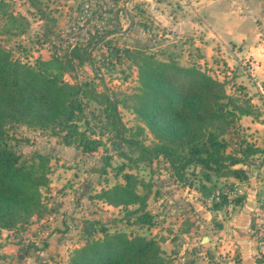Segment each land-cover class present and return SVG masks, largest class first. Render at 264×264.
Returning <instances> with one entry per match:
<instances>
[{"label": "rangeland", "instance_id": "374dc122", "mask_svg": "<svg viewBox=\"0 0 264 264\" xmlns=\"http://www.w3.org/2000/svg\"><path fill=\"white\" fill-rule=\"evenodd\" d=\"M0 1V45L30 64L51 55L70 59L60 78L78 86L81 105L74 112L78 132L71 143L63 142V132L46 127L17 122L8 128L16 152L47 156L49 181L39 188L45 208L38 217L0 227V264H69L73 249L102 236L95 230L86 236L89 221L109 232L157 239L167 264H264V76L249 74L250 64H240L242 54L233 68L226 66V47H239L230 41L217 39L212 50L193 44L204 43L209 28L218 36L235 30L244 40L242 49L264 46V0H233L245 10L238 17L226 11L225 3L214 5L212 23H177L187 11L181 4L199 0ZM82 49L81 60L72 55ZM136 51L168 65L195 66L223 80L225 91L239 102L250 99L253 114L219 122L224 151L244 157L229 166L238 175L191 164L179 178L164 156L152 154L158 139L134 109L141 94ZM111 101L120 121L116 125ZM216 123L207 127L218 131ZM79 132L97 139L96 148L83 151L76 144ZM246 146L259 150L244 154ZM122 172L149 188L144 206L149 224L136 222L135 203L111 205L96 197L101 188L123 182ZM204 189H210L209 196ZM237 195L241 200L235 203Z\"/></svg>", "mask_w": 264, "mask_h": 264}, {"label": "trees", "instance_id": "16d2710c", "mask_svg": "<svg viewBox=\"0 0 264 264\" xmlns=\"http://www.w3.org/2000/svg\"><path fill=\"white\" fill-rule=\"evenodd\" d=\"M1 3L0 10H3ZM4 14L13 19L11 14ZM83 54L84 49L72 53L79 60ZM135 56L139 57L137 68L141 94L140 103L134 109L158 139L152 147V154L164 156L179 178L191 164L220 172L226 168L238 175L240 171L229 166L243 161L244 157L224 151L226 141L218 136L219 122L227 124L237 115L253 114L254 105L249 103L250 99L246 97V103L239 102L225 91L223 80L195 66H179L173 62L168 65L141 51H136ZM70 65V59L64 61L57 55L37 58L34 64H30L12 58L10 52L0 45V227L21 224L32 215L38 217L45 208L39 188L49 181L47 156L38 151L28 155L16 152L9 144L8 128L13 123L25 122L46 127L54 133L63 132L64 143L75 140L72 136L78 131L74 112L81 110L77 100L78 86L60 78V72ZM84 84L88 83L85 81ZM108 106L113 124H119L114 101L108 102ZM214 121L218 131L207 127ZM78 134L76 144L83 151L96 148L97 139L82 132ZM139 149L142 154L146 153L143 145ZM257 150L246 146L242 153L251 154ZM122 178L123 182L101 188L96 197L111 205L135 203L139 210L136 222L149 224L151 215L144 209L149 188L128 172H122ZM203 194L209 196L210 189H204ZM219 194L226 202V195ZM240 200L237 195L235 203ZM91 222L84 227L86 236L94 230L102 236L86 239L73 249L69 264H167L157 239L141 234L128 236L121 231L109 232L103 225L92 227Z\"/></svg>", "mask_w": 264, "mask_h": 264}, {"label": "crops", "instance_id": "0c3cea01", "mask_svg": "<svg viewBox=\"0 0 264 264\" xmlns=\"http://www.w3.org/2000/svg\"><path fill=\"white\" fill-rule=\"evenodd\" d=\"M225 3V9L229 12V14H234L237 17L242 16L245 13V10L242 12L241 6H236V4H233V0H199L196 1H185L181 4L183 6V9H187L185 14L183 16L178 17L177 23H212L210 22V11L211 8L215 5H221ZM187 6L189 8H187ZM247 5H244L246 8ZM182 9V10H183ZM190 11V17L186 15ZM195 13V18L192 14ZM212 16V14H211ZM207 27V26H206ZM210 27V26H209ZM206 35H203V41L204 43H198L197 40H194V45L201 46V50L203 47L208 48V50H212V46L214 45V42H216L217 39L230 41L232 44H235L234 46L238 48L232 47L227 48V54L225 57H223V60L226 64V66L231 69L233 68L232 64H234L235 61H237L241 54L243 55V59L240 61V64H244L245 62L250 64V72L252 76H264V46H246L244 49L241 48L240 44L244 43V40L241 35L234 34L235 30L233 32H225L221 33V36H218L217 33H215L213 30L211 31L209 28H206ZM238 29V28H237ZM194 39V38H193ZM203 44V45H202ZM240 48V49H239ZM222 56V55H219ZM262 123H259L261 125Z\"/></svg>", "mask_w": 264, "mask_h": 264}, {"label": "water", "instance_id": "95a60500", "mask_svg": "<svg viewBox=\"0 0 264 264\" xmlns=\"http://www.w3.org/2000/svg\"><path fill=\"white\" fill-rule=\"evenodd\" d=\"M201 239L205 241V240H207V236L203 235Z\"/></svg>", "mask_w": 264, "mask_h": 264}]
</instances>
